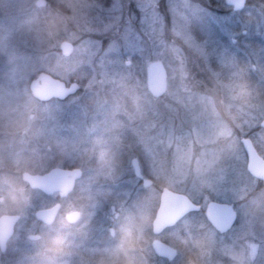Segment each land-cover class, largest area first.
<instances>
[{
  "label": "rangeland",
  "instance_id": "rangeland-1",
  "mask_svg": "<svg viewBox=\"0 0 264 264\" xmlns=\"http://www.w3.org/2000/svg\"><path fill=\"white\" fill-rule=\"evenodd\" d=\"M35 1L0 0L1 147L11 155L9 166L14 158L29 157L30 164L39 166L54 154L50 149L57 147L75 158V162L66 159L61 167H80L82 161L87 167L89 160L95 164L104 155V171L113 176L107 185L112 195L95 210L84 246L66 257L69 264H96L105 250L116 245L109 234V229L116 226L114 212H120L123 205L135 214L134 201L144 192L142 178L134 174L132 158L137 159L141 177L150 179L165 153L170 158L177 146L194 138L196 132L209 129L213 103L218 106L229 89L243 91L247 85L264 94V0H246L238 10L220 5L219 0H45L44 5ZM173 6L178 20L186 17L177 27L182 30L187 24V35L194 38L199 51L196 55L184 49L175 63L163 46L149 39L143 22L146 13L156 12L171 27ZM172 39L169 35L168 41ZM61 40L73 45L67 56L58 48ZM154 60L161 62L165 86H170L171 95L160 101L145 96L147 65ZM40 70L66 83L75 80L80 87L62 100L35 99L33 104L29 99L25 104L17 82L30 80ZM190 96L192 104L188 102ZM7 129L28 130L29 143L22 154L8 147L12 137ZM84 148L89 149L87 155L81 151ZM236 167L242 171L241 165ZM230 179L245 182L248 177L245 174ZM31 194L32 206L14 226L19 239H13L19 251L13 253L10 247L7 257L0 256L6 264L34 257L37 245L28 239L29 233L55 235L34 212L56 198L33 190ZM215 198L231 202L227 194ZM64 211V207L59 210ZM241 223L242 217L237 214L231 230L221 235L204 216L189 213L158 236L171 247H179L177 257L168 262L151 251L145 256L147 264H184L189 260L200 264V225L214 231L218 241L222 237L223 244H231ZM148 236L154 237L151 230ZM70 239L79 243L80 236ZM260 257H264V245ZM212 258L222 264L232 263L217 250Z\"/></svg>",
  "mask_w": 264,
  "mask_h": 264
},
{
  "label": "clouds",
  "instance_id": "clouds-1",
  "mask_svg": "<svg viewBox=\"0 0 264 264\" xmlns=\"http://www.w3.org/2000/svg\"><path fill=\"white\" fill-rule=\"evenodd\" d=\"M232 2L228 0L229 4ZM242 6L243 0H239L238 7ZM172 14L171 27L156 12L146 13L143 22L147 25L146 35L149 39L163 46L171 56V63H175L184 49L196 55H199V51L194 38L187 35L190 31L187 24L182 30L177 27L179 20L186 21V17L180 16L178 20L175 6ZM169 35L173 37L171 42L168 41ZM60 51L63 52L62 45ZM181 74H184L182 69ZM31 83V80L23 79L17 82V87L25 96V104L29 99L35 103ZM169 88L166 85L160 93L148 89L145 96L160 101L161 97L171 95ZM200 99L202 101L204 98L201 96ZM188 102L192 104V96ZM209 115V129L196 132L194 138L177 146L170 158L165 153L160 166L152 170L151 178L144 180V192L133 204L135 214L124 209L123 205L120 212H114L116 226L109 229V234L116 240V245L111 250H105L106 254L96 264H147L145 256L150 255L154 247L148 236L149 230L157 236L163 232V229L157 230L154 225L160 215L159 209L163 207L165 193L171 194L169 209L174 217L173 224L196 208L199 200H209L222 194L231 198L233 215L239 214L242 217L241 230L231 237V244H223L222 237L218 241L214 231L207 229L206 225H200L203 229L198 241L203 249L200 264H222L220 260H213L214 250L227 256L232 264H264V257H260V249L264 245V175H258L253 170L254 160L264 164V94L247 85L243 91L229 89L226 99L221 98L218 106L213 103ZM28 119L31 120L30 115ZM27 131L9 132L12 141L8 147L22 154L29 143ZM250 146L253 151H248ZM50 151L54 154L39 166L30 164V157L24 160L14 158L10 166L6 156L0 158V169L3 170L0 175V256L7 257L10 247L13 253L19 251L13 239L14 236L19 239L14 226L25 215L26 209L32 206V190L41 187L30 183L27 177L41 173L51 175L66 159L75 162L74 156L63 148L57 147ZM81 151L87 155L89 149ZM84 163L81 162L71 187L44 189L49 195L58 198L52 207L54 216L45 219L40 212L35 215L55 235L29 233L28 239L37 245L34 257L30 260L17 258L8 264H69L66 257H70L74 249L84 246L88 240L86 229L95 210L107 203L112 195L107 185L113 179L111 173L104 171L107 161L103 154L95 164L89 160L85 167ZM133 163H136L135 159ZM237 165L242 166V171L237 169ZM245 174L248 177L245 182L230 179ZM59 201H65L66 204L62 205ZM61 207L65 208L63 213L58 211ZM76 235L80 236L79 243L70 239ZM179 250L177 247L176 252ZM0 264H6V261L0 259Z\"/></svg>",
  "mask_w": 264,
  "mask_h": 264
},
{
  "label": "water",
  "instance_id": "water-1",
  "mask_svg": "<svg viewBox=\"0 0 264 264\" xmlns=\"http://www.w3.org/2000/svg\"><path fill=\"white\" fill-rule=\"evenodd\" d=\"M245 1L246 0H243V5ZM224 2L228 5H231L233 10H238L242 8L238 7L239 0H233L231 4L228 3V0H224ZM35 4L44 5L45 0H36ZM61 45L63 48V52L61 54L64 56L69 55L73 48L72 43L67 40H61L58 44L59 50ZM31 81V92L36 99L41 101H46L50 98H57L59 100H62L67 96L74 94L80 87V84L75 80L66 83L62 79L53 76L52 74L44 70H40L36 74V76L31 79ZM146 85L148 89H151L152 92L155 93H160L165 88V72L160 61L154 60L148 64ZM248 151H253L251 146L249 147ZM133 159H135L136 161L135 164L133 163ZM131 163L133 165L134 173L136 175H139L140 170L137 163V159L132 158ZM79 168L80 167L68 168L60 166L58 170L52 173L51 175H45L41 173V175L37 176H28L27 180L32 184L41 185V187H38L36 189L40 190L45 194H49V192L45 191L44 189L53 190L58 187H63L67 189L71 187L72 180L78 174ZM253 170L256 171L258 175H264V164H261L260 162L254 160ZM145 179L146 178L142 180V184H144ZM170 197V193L164 194L162 201L163 207L159 209L160 215L158 219H156L154 225L157 230L164 229L165 227L173 225L172 220L174 219V217L169 209ZM55 204L56 203L48 207L38 208L35 213L40 212L45 219H52L54 216L52 207ZM230 205L231 204L218 201H210L208 203L206 216L215 228L224 231L233 222L235 216L233 215V208L230 207ZM152 233L156 235L155 232ZM152 241L154 243V247L152 249L157 255L165 256L168 259H171L175 255V249L164 241H162L157 236H155ZM186 264L194 263L190 262Z\"/></svg>",
  "mask_w": 264,
  "mask_h": 264
},
{
  "label": "flooded vegetation",
  "instance_id": "flooded-vegetation-1",
  "mask_svg": "<svg viewBox=\"0 0 264 264\" xmlns=\"http://www.w3.org/2000/svg\"><path fill=\"white\" fill-rule=\"evenodd\" d=\"M39 72V71H38ZM37 72V73H38ZM36 76V75H35ZM33 78V77H32ZM32 78H30V80L32 79ZM11 117H13V116H11ZM22 130V129H21ZM11 130L10 129H7V132H10ZM0 136H1V134H0ZM2 142H3V139L0 137V158H3V157H7V162L10 160L9 159V157H11V155H9L8 153H6V151L5 150H3L2 149V147H1V145H2ZM11 151H15L14 149H12ZM245 157H247L246 156V153H245ZM137 178H142L141 180H143V177H141L142 176V172L140 171V174L139 175H135ZM44 195H46V194H44ZM56 199H58L57 197H55ZM210 201H218V202H224V203H228V204H231V202L230 201H227V199H217V198H215V197H213V198H211V199H209V200H207L206 202H202V201H198L197 202V205H198V207L197 208H195V209H192V210H190V211H188L183 217H181L179 220H177L173 225H171V226H168V227H165L164 229H163V231L164 230H166V229H169V228H173V227H175L182 219H184L189 213H193V214H201L202 216H204V218L206 219V221L211 225V227H213L219 234H221V235H224L225 233H227V232H229L230 230H231V228L234 226V224L236 223V218H237V215H235V218H234V220H233V222L231 223V225L226 229V230H224V231H222V230H219V229H217V228H215L214 227V225L207 219V216H206V210H207V206H208V203L210 202ZM57 202H58V200H57ZM59 203H61V201H59ZM62 204V203H61ZM233 208V207H232ZM61 209V208H60ZM59 209V210H60ZM58 210V211H59ZM41 221V220H40ZM153 239V238H152ZM180 241V240H179ZM172 248H174L175 249V255L171 258V259H168L167 257H165V256H161V255H157L154 251H153V249H152V251L155 253V255L157 256V257H161V258H164V259H166L168 262H171V261H173L176 257H177V255H178V253L176 252V248L175 247H172ZM194 259H195V257H194ZM194 263V264H199V263H197V262H195V261H187V262H185L184 264H186V263ZM228 264H232V263H228Z\"/></svg>",
  "mask_w": 264,
  "mask_h": 264
},
{
  "label": "trees",
  "instance_id": "trees-1",
  "mask_svg": "<svg viewBox=\"0 0 264 264\" xmlns=\"http://www.w3.org/2000/svg\"><path fill=\"white\" fill-rule=\"evenodd\" d=\"M217 1V0H216ZM220 5H224V2L222 0H219ZM33 191L37 192V193H41L40 191H38L37 189H34ZM58 199H56L55 201H57Z\"/></svg>",
  "mask_w": 264,
  "mask_h": 264
}]
</instances>
